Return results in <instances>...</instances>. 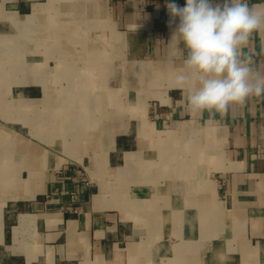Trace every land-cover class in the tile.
I'll use <instances>...</instances> for the list:
<instances>
[{"label":"crops","instance_id":"crops-1","mask_svg":"<svg viewBox=\"0 0 264 264\" xmlns=\"http://www.w3.org/2000/svg\"><path fill=\"white\" fill-rule=\"evenodd\" d=\"M167 2L0 0V264H264V96L193 112Z\"/></svg>","mask_w":264,"mask_h":264},{"label":"clouds","instance_id":"clouds-1","mask_svg":"<svg viewBox=\"0 0 264 264\" xmlns=\"http://www.w3.org/2000/svg\"><path fill=\"white\" fill-rule=\"evenodd\" d=\"M166 8L174 25L171 57H182L174 86L190 88L193 112L223 117L230 106L264 96V74L245 52L253 34L264 30V12L247 0H186L184 6L167 2Z\"/></svg>","mask_w":264,"mask_h":264}]
</instances>
